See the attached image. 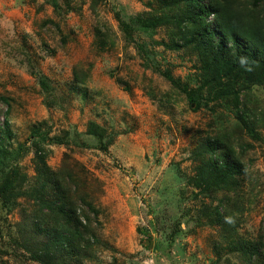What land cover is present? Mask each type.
Here are the masks:
<instances>
[{
    "label": "rangeland",
    "instance_id": "374dc122",
    "mask_svg": "<svg viewBox=\"0 0 264 264\" xmlns=\"http://www.w3.org/2000/svg\"><path fill=\"white\" fill-rule=\"evenodd\" d=\"M235 1L264 13L252 0ZM159 7L0 0V125L8 122L10 133L0 146V182L14 168L20 176L15 200L0 198V264H44L22 247L35 243L22 231L31 233L38 216V147L90 222L82 244L91 254L70 264L264 262V83L205 70L195 47H171L176 25L132 22ZM232 83L238 103L224 95ZM91 122L101 136L89 132ZM215 137L234 149L241 171L208 188L204 144ZM258 242L262 254L252 251Z\"/></svg>",
    "mask_w": 264,
    "mask_h": 264
},
{
    "label": "trees",
    "instance_id": "16d2710c",
    "mask_svg": "<svg viewBox=\"0 0 264 264\" xmlns=\"http://www.w3.org/2000/svg\"><path fill=\"white\" fill-rule=\"evenodd\" d=\"M157 1L160 2V10H157V13L137 15L133 17L132 22H138L146 30L162 24L176 25V36L171 47H195L205 70L213 72L215 68L224 67L229 74L235 76L234 79L245 76L252 84L264 83V13L252 12L247 9L246 4L235 1L237 7L234 0ZM252 2L257 7H264V0ZM129 25L130 23L124 22V29L127 30ZM222 79V76L217 79L212 77L207 82L212 84ZM39 80L45 82L41 76ZM124 86L129 89L127 83ZM184 91L197 108L195 92L186 89ZM223 91L224 95H229L239 102L241 91L235 89V83L227 85ZM3 99L6 100L5 97ZM7 125L8 122L6 126L0 125V146L4 135L10 134ZM100 126L91 122L88 130L101 136ZM204 145L208 160L201 166V180L205 187L227 183L234 173L241 171V164L236 160L234 149L219 137L206 140ZM36 156L39 181L32 198L37 199L38 216L32 223L31 233L22 231L25 241L32 238L35 243L32 246L24 244L22 247L32 259L44 264H70L74 255L84 258L91 254L92 246L88 244L86 247L85 243L82 244L90 222L87 215L78 214L82 208L80 205L75 206L71 197V184L67 178L47 164L46 150L38 147ZM11 172L0 182V198L6 205L12 202V198L15 200V189L20 179L16 168ZM81 201L83 205L95 208L85 198L81 197ZM215 211L217 212V209ZM261 245V242L253 245L252 251L262 254Z\"/></svg>",
    "mask_w": 264,
    "mask_h": 264
}]
</instances>
